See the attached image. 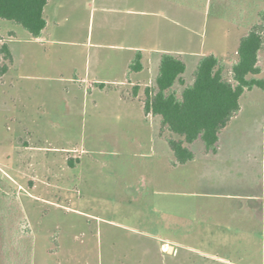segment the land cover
<instances>
[{"label": "rangeland", "instance_id": "1", "mask_svg": "<svg viewBox=\"0 0 264 264\" xmlns=\"http://www.w3.org/2000/svg\"><path fill=\"white\" fill-rule=\"evenodd\" d=\"M139 7L138 0H51L39 43L0 19V48L8 44L14 55L2 60L9 68L0 75V264H264V225L244 244L205 222L206 206L233 202L210 192L239 190L229 177L210 176L204 158L216 157L198 140L187 144L196 160L175 164L168 138L181 137L144 112L156 61L123 76L136 52L121 46L137 37L121 23L132 24ZM213 26L201 34L209 30V43ZM229 47L218 53L231 79L237 54ZM178 56L191 82L194 57ZM260 64L264 77V51ZM241 103L222 131L220 158H246V175L264 179L257 160L264 90L246 91ZM242 250L253 255L241 259Z\"/></svg>", "mask_w": 264, "mask_h": 264}, {"label": "crops", "instance_id": "2", "mask_svg": "<svg viewBox=\"0 0 264 264\" xmlns=\"http://www.w3.org/2000/svg\"><path fill=\"white\" fill-rule=\"evenodd\" d=\"M50 3L51 0L48 1L44 9L46 26L39 37H33L35 42L44 41V37L48 34L49 19L46 13ZM138 3L141 6L139 9H130L136 15L134 22L130 25L121 23L122 26H126L124 31L126 35L132 34L137 37V44L121 47L127 51L142 52L143 69L136 72L137 75L146 70L148 60L151 58L156 61L157 72H159L163 53L187 54L194 57L192 58L193 64L196 66L205 55L213 53L220 58L223 55H219L218 52L229 50V46L233 44L238 59V48L242 37L246 36L252 26L259 23L264 16V0H138ZM200 16L203 19L201 31L197 29V25H199L197 19L199 20ZM207 22H212L214 25L211 31L216 39L213 43L212 41L209 43V30H206V32L208 31L206 38L201 35L205 34L204 28ZM119 26L120 24L115 25V27ZM147 40L152 45H147ZM178 42L181 44L180 47L175 46ZM10 51L12 53L11 48ZM12 56L14 59L13 53ZM134 57L135 55L127 58L123 70L124 77L128 76L132 79L134 72L129 71V66ZM76 78L81 80L80 77ZM94 80L103 82L100 79ZM221 135L222 132L219 137L218 152L216 154L205 153L207 156L213 155L216 158H204V164L209 168L210 176H217L219 182L229 177L234 186L239 187V190L230 193L210 192L213 195L233 199V202L231 201L225 206H206L203 209L205 211L204 218L207 225L213 224L218 228H226L229 232H234L236 238L234 241L247 244L255 238L253 228L258 224L264 225V179L254 175L253 171H250V178L246 175L250 170L248 161H244L246 158H220ZM259 159L257 158L258 162L260 161L264 167V158ZM252 160L254 158H251L249 162ZM243 184L249 185V188L243 189ZM209 232L211 231L209 230ZM241 252H239L243 256L241 259L247 260L245 257L253 255L252 253L249 255L245 250Z\"/></svg>", "mask_w": 264, "mask_h": 264}, {"label": "trees", "instance_id": "3", "mask_svg": "<svg viewBox=\"0 0 264 264\" xmlns=\"http://www.w3.org/2000/svg\"><path fill=\"white\" fill-rule=\"evenodd\" d=\"M49 0H0V19L23 26L33 37H39L46 26L44 9ZM264 50V16L242 37L238 59L232 65V78L225 76V64L215 54L203 56L187 82L186 62L173 53H163L156 83L145 90L144 112L161 117L162 129L181 138H168L176 163L195 159V152L187 146L198 140L204 153L218 152L220 133L241 111V97L254 88L264 90L260 53ZM13 60L8 44L0 48V75L8 71L2 60ZM143 69L142 52L137 51L129 71ZM177 84L183 86L182 90ZM103 86V84H101Z\"/></svg>", "mask_w": 264, "mask_h": 264}]
</instances>
